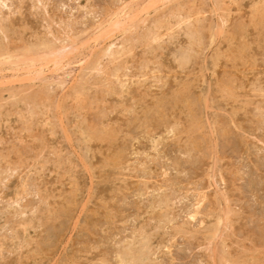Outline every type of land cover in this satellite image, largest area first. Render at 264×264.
<instances>
[{
	"label": "rangeland",
	"instance_id": "obj_1",
	"mask_svg": "<svg viewBox=\"0 0 264 264\" xmlns=\"http://www.w3.org/2000/svg\"><path fill=\"white\" fill-rule=\"evenodd\" d=\"M0 264H264V0H0Z\"/></svg>",
	"mask_w": 264,
	"mask_h": 264
},
{
	"label": "bare ground",
	"instance_id": "obj_2",
	"mask_svg": "<svg viewBox=\"0 0 264 264\" xmlns=\"http://www.w3.org/2000/svg\"><path fill=\"white\" fill-rule=\"evenodd\" d=\"M256 13H257V12H256ZM258 13H259V12H258ZM256 15H257V14H256ZM257 18H258V17H257ZM260 18H261V17H260ZM262 18H263V17H262ZM173 19H174V18H173ZM259 20H260V19H259ZM259 20H258V21H259ZM261 21H262V20H261ZM261 21H260V22H261ZM235 29H236V28H235ZM188 31H189V30H188ZM232 34H233V32H232ZM196 36H197V35H196ZM259 36H260V35H259ZM241 50H242V49H241ZM240 52H241V51H240ZM256 57H257V56H256ZM250 59H251V58H250ZM185 85H186V84H185ZM156 99H157V98H156ZM236 110H237V109H236ZM176 131H177V130H176ZM108 133H109V132H108ZM110 133H111V132H110ZM90 136H91V135H90ZM100 136H101V135H100ZM98 137H99V136H98ZM93 138H94V136H93ZM89 139H90V138H89ZM2 152H3V151H2ZM114 158H115V157H114Z\"/></svg>",
	"mask_w": 264,
	"mask_h": 264
}]
</instances>
